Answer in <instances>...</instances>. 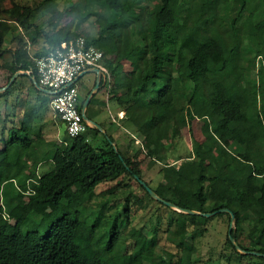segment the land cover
Wrapping results in <instances>:
<instances>
[{"label":"trees","instance_id":"obj_1","mask_svg":"<svg viewBox=\"0 0 264 264\" xmlns=\"http://www.w3.org/2000/svg\"><path fill=\"white\" fill-rule=\"evenodd\" d=\"M44 1L28 6L10 0L12 5L6 8L0 0V60L10 51V58L0 62V70L7 73L6 82L17 70H29L28 76L36 77L34 58L41 55L29 53L20 33L12 38V42L16 41L12 49L3 47L11 21L32 27L44 37L45 53L78 33H48L40 28L32 18L45 8ZM184 1L79 0L70 6L78 8L80 23L96 15L113 17L97 33L83 36L103 52V62L111 75L108 97L125 111V121L139 137L138 151L143 153V159H137V150H132L133 136L123 146L105 138L94 144L89 128L75 136L66 132V143L56 146L50 155L52 167L36 175L33 170L27 172L32 163L23 159L25 155L32 157L36 147L28 120L18 127L2 125L0 264H189L186 241L203 234L206 227L200 221L208 217L178 211L150 196L137 177L144 180V167L155 163H162L157 185L151 187L144 181L158 195L177 206L203 213L229 208L234 214L231 236L238 246L264 253V135L255 122L259 119L264 126V64L257 66L255 61L264 53V0H204L197 15ZM116 16L127 19L126 34ZM177 21L188 27L180 36L174 29ZM170 34L172 39L167 37ZM35 37L31 36L33 40ZM137 48L141 49L138 62L127 73L123 61H133ZM173 64L178 66L176 73ZM252 71L255 78L250 76ZM17 78L0 91V96H7L14 89ZM30 86L35 89L32 82ZM50 99L40 103L46 105ZM4 102L7 104L5 99ZM204 102L224 108L217 125L205 115L200 123L189 108ZM252 102L257 103L255 115L250 112ZM176 107L185 111L191 133L197 125L201 127L200 139L193 142V176L176 167L181 155L169 158L179 130ZM111 140L114 142L112 137ZM202 148L215 156L209 163L202 158ZM46 157L49 156L44 153L43 158ZM127 175L143 190L141 196L133 195L137 202L143 203L145 198L158 208L167 209L164 232L175 252L162 249L156 253L153 243L148 245L151 236L138 229L131 233V241L121 235L128 222L130 197L125 199L122 210L104 217L98 226L96 216L87 217V207L77 193L85 201L91 200L100 183ZM118 182L110 187V192L120 186ZM1 203L9 206L7 211H3ZM28 204H32L30 211L26 209ZM44 204L52 208L43 215L45 221L38 223L45 230L41 232L28 220ZM6 212L15 219L12 225L4 222ZM224 214L229 222L230 214ZM243 226L251 229L249 245L240 238ZM152 233L157 234L158 227ZM225 249L230 252L221 253V257L227 262L232 254L264 261L263 255L241 253L228 233Z\"/></svg>","mask_w":264,"mask_h":264},{"label":"rangeland","instance_id":"obj_2","mask_svg":"<svg viewBox=\"0 0 264 264\" xmlns=\"http://www.w3.org/2000/svg\"><path fill=\"white\" fill-rule=\"evenodd\" d=\"M20 5H28V6H37L40 5L44 0H15ZM79 0H45V8L40 10L32 20L38 24V26L44 31L48 33L54 31H67L70 32H78L75 35H84L86 36L89 33L95 34L97 30L100 29L106 20H111L113 17L104 15H96L94 18H88L87 20L80 23V17L78 8H71L70 6ZM204 0H185V4H187L189 10L193 14H199L201 11V3ZM2 7H10L12 4L10 0H3L1 3ZM44 7V6H43ZM69 9V10H68ZM97 12H100L101 9L95 7ZM116 22L121 25L125 31V34L128 31V21L124 16H116ZM6 26V25H5ZM175 33L177 35H182L188 31V27L185 22L177 21L175 24ZM20 33L25 41H26V48L29 52L37 51V53H42L44 49L47 47L46 41L44 37H41L35 33L32 27L26 28L16 21H11L10 26L8 28V32L5 35L3 47L12 49L16 45V41L12 42V38L15 34ZM35 34V39L31 38L32 35ZM74 36V35H73ZM75 36V37H76ZM168 39H172L173 35H168ZM35 47L36 50H33ZM141 49L137 48L136 53L137 56H134L133 61L128 59H124V71L130 72L133 69L134 65L138 62L139 53ZM122 52V49H120ZM137 57V58H136ZM248 57V56H246ZM10 58V51L7 50L1 61H5ZM256 65L264 64V53L263 56L257 58ZM177 65L173 64L174 73L177 71ZM6 75L7 73L3 70H0V91L4 90V86L7 84L6 82ZM91 76L90 73H86L83 78H81L76 83L79 85L78 94L80 98H83L87 92V81L86 78ZM251 77H256L255 71L250 73ZM21 77V76H20ZM18 86V84L16 85ZM30 86V85H29ZM22 89V88H21ZM22 92H14L11 91L7 96H0V128L2 125L8 127L9 120L7 119L5 113H8V103L10 100L13 99V96L16 94H21ZM21 96V95H20ZM4 99L7 101V104L4 102ZM189 107V106H188ZM191 111L199 118V122L202 123L204 119L203 116L205 115L208 119L217 125L218 118L224 112V108L213 107L211 104L204 102L194 108L192 106L189 107ZM255 109H257V103L252 102L250 104V112L255 115ZM107 112V111H106ZM178 118V134L174 137V142L172 143L169 151L170 159L175 158L178 155H181L176 162V167L185 175L193 176L196 174L195 164L193 163V157L196 159V155L193 156L194 153V140L200 139L201 136V127L199 125L194 128V133L190 132L188 119L184 110L179 109L176 107L175 110ZM89 113V112H88ZM261 133L264 135V126L262 125L261 121L257 119L255 121ZM133 151L137 150V159H143V153L141 154L138 151V147L140 145L135 143ZM202 153V158L209 163L211 160L214 159V155L206 152L205 148L200 150ZM159 163L151 164L149 167H144V180L148 181V184L151 187H155L160 180L161 173H159V168L161 167ZM46 169H43L44 172ZM121 179V180H120ZM119 181V182H118ZM119 183L120 186L110 192V187L116 183ZM95 196L93 199L85 201V199L77 193L78 197L81 198V201L86 205V215L88 218L92 219L95 216L96 226H98L104 217L109 216L111 213L115 212L116 210H122L125 205V199L129 198V216L128 222L121 230V235L124 238H127V241H131V233L134 229H138L143 233L150 235L151 240L148 245L153 243L154 251L156 253H160L162 249H166L169 251L175 252L174 245L170 242L167 238L165 230L166 221L168 218V211L165 208H161L157 206L154 202H147L145 198H143L142 202L146 203H139L135 200L134 196H141L143 194V190L138 186L137 182L134 178L130 176H124V178H118L117 180L113 181H106L100 183L95 190ZM134 195V196H133ZM106 201L105 204L102 206L100 205L101 202ZM11 201H9V204ZM2 204L3 211H7L6 209L9 207L6 204ZM26 205V204H25ZM52 206L50 204H44L40 207L39 211L36 213H31L29 215L28 223L32 224L33 227H37L44 232V228L38 225V223L44 222V214L51 210ZM27 210L32 209V204H28L26 206ZM172 214V213H171ZM5 223L7 225H12L14 223V218L6 213H4ZM207 220H201L200 225L206 227V230L201 234L199 237L195 239L186 241L187 247H189V264H264V261L260 260L259 258L253 256H240L237 254H232L230 261L227 262L225 259H222L221 253L228 254L230 249H225V238L228 233V228L230 225L234 227V218L228 222L227 215L224 212H216L212 215L207 216ZM160 219V225H159ZM158 227V233H152L154 227ZM251 229L247 226H243L242 231L240 233V238L244 242L245 245H249L250 243V233ZM104 238H106L104 236ZM236 241V240H235ZM124 245L120 247V251L123 250ZM241 253H248L249 250L238 249ZM172 264H176L175 262Z\"/></svg>","mask_w":264,"mask_h":264},{"label":"crops","instance_id":"obj_3","mask_svg":"<svg viewBox=\"0 0 264 264\" xmlns=\"http://www.w3.org/2000/svg\"><path fill=\"white\" fill-rule=\"evenodd\" d=\"M36 48L33 50H36ZM29 53L31 54V52ZM36 53L37 51L32 52L33 56ZM43 53H45V49L41 55ZM25 71L27 72V70ZM86 73H90L91 76L86 78L87 92L83 98L79 96V102L83 117L88 124L87 129L90 128L89 134L92 137L93 143L99 144L105 138L116 146H123L126 145L129 137L133 136V141L139 144V137L132 132L127 121H125V111L115 100L108 97L104 78L99 71L87 68L77 76L78 78L75 82L83 78ZM28 75V72L20 73L15 77L21 76L17 78L18 86H15L12 91L22 93L20 94L21 96L19 94L13 96V99L8 103V126L18 127L23 120H28L27 123L34 130L35 136H32V138L36 142V147L34 148L35 151L32 157L31 155H25L23 159L28 160L27 162L30 164L32 163L28 166L27 172L33 170L36 175H41L52 167L50 155L54 148L59 144L66 143V130L64 122L50 108L49 101L46 105L40 103V100L50 99V92L43 90L42 88L44 87L40 85L39 87L36 86L33 82V75ZM31 82L34 84L35 89L29 86ZM76 86L79 89L77 83ZM12 117L13 121L10 120ZM111 137L114 139V142L111 140ZM131 146L135 147L134 144ZM44 153L45 156L49 157L43 158ZM43 169L46 170L42 172ZM25 191L28 192V188Z\"/></svg>","mask_w":264,"mask_h":264},{"label":"built area","instance_id":"obj_4","mask_svg":"<svg viewBox=\"0 0 264 264\" xmlns=\"http://www.w3.org/2000/svg\"><path fill=\"white\" fill-rule=\"evenodd\" d=\"M34 61L36 77H33L50 92V108L64 122L68 135L84 133L88 124L81 110L75 78L87 68H97L108 91L111 75L103 62V52L78 35L60 41Z\"/></svg>","mask_w":264,"mask_h":264},{"label":"water","instance_id":"obj_5","mask_svg":"<svg viewBox=\"0 0 264 264\" xmlns=\"http://www.w3.org/2000/svg\"><path fill=\"white\" fill-rule=\"evenodd\" d=\"M94 71H98L97 68L94 69ZM20 73H27L25 70L21 71V70H17L13 73V75L10 77L9 81L7 82V84L3 87H7L12 81L13 79H15V77L17 75H19ZM33 78V82L35 83L36 86L39 87V84L37 83L36 79L34 77ZM78 77L75 78V81ZM1 89V88H0ZM43 90H47L45 88H42ZM87 101V99H86ZM85 101V102H86ZM137 177V176H136ZM138 181L146 188V190L148 191V193L150 194L151 197H153L154 199L158 200V201H161L162 203L168 205L169 207L173 208V209H176L178 211H182V212H186V213H190V214H204L205 216H209V215H212L216 212H228L230 214V218L233 219L234 218V214L233 212L227 208V207H223V208H219L215 211H212V212H200L198 210H195V209H189V208H183V207H180V206H177L176 204H174L173 202L171 201H168V200H165L164 198H162L160 195H158L149 185H147V183L142 180V179H139L137 177ZM231 229H232V226L230 225V227L228 228V235H229V238L231 240V242L237 247V249H241L237 242L235 241V239L231 236ZM251 253L253 254H257V255H263L264 256V253L262 252H256V251H250Z\"/></svg>","mask_w":264,"mask_h":264}]
</instances>
